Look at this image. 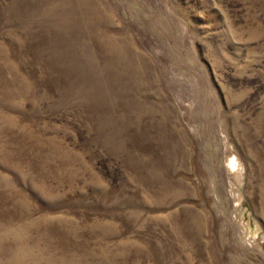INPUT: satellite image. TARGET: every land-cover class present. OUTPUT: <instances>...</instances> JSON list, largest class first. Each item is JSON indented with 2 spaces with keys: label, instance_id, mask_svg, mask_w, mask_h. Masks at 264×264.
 <instances>
[{
  "label": "rangeland",
  "instance_id": "374dc122",
  "mask_svg": "<svg viewBox=\"0 0 264 264\" xmlns=\"http://www.w3.org/2000/svg\"><path fill=\"white\" fill-rule=\"evenodd\" d=\"M0 264H264V0H0Z\"/></svg>",
  "mask_w": 264,
  "mask_h": 264
}]
</instances>
